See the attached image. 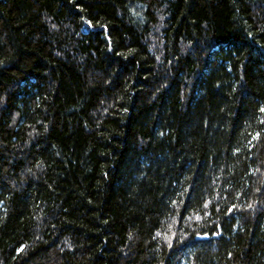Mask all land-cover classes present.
<instances>
[{
    "label": "trees",
    "instance_id": "16d2710c",
    "mask_svg": "<svg viewBox=\"0 0 264 264\" xmlns=\"http://www.w3.org/2000/svg\"><path fill=\"white\" fill-rule=\"evenodd\" d=\"M264 0H0V264H264Z\"/></svg>",
    "mask_w": 264,
    "mask_h": 264
},
{
    "label": "snow or ice",
    "instance_id": "6c2138e0",
    "mask_svg": "<svg viewBox=\"0 0 264 264\" xmlns=\"http://www.w3.org/2000/svg\"><path fill=\"white\" fill-rule=\"evenodd\" d=\"M262 111H264V109H262Z\"/></svg>",
    "mask_w": 264,
    "mask_h": 264
}]
</instances>
